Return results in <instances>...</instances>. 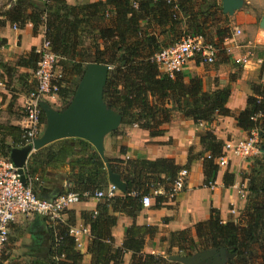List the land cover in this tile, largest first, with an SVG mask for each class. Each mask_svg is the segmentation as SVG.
I'll return each instance as SVG.
<instances>
[{
	"label": "trees",
	"instance_id": "16d2710c",
	"mask_svg": "<svg viewBox=\"0 0 264 264\" xmlns=\"http://www.w3.org/2000/svg\"><path fill=\"white\" fill-rule=\"evenodd\" d=\"M218 1L104 0L69 6L65 0H16L0 17L17 28L29 24L34 32L44 27V40L61 58L60 78L55 79L60 105H66L73 96L87 64H104L110 67L104 102L123 117L125 124H135L155 138L165 133L163 126L170 122L175 111L196 123H210L217 116L233 117L236 126L247 134L258 131L262 148L264 86L254 89L245 109L235 114L226 107L229 86L203 91L201 79L185 82L181 73L171 78L162 74L153 61L156 54L186 36L201 37L223 52L224 41L231 38V28L227 19L222 20ZM1 44L0 41V47ZM38 61L39 54L33 49L20 57L16 66L35 71ZM74 78L76 81L71 82ZM41 122L44 123L42 112ZM22 135L20 128L0 125V159H8L12 146L24 145ZM75 139L79 150L71 147L68 151L79 152L85 171L71 188L61 190L57 197L75 193L82 201L87 200L86 195L104 190L108 186L106 164L120 176L127 189L120 197L102 199L103 204L95 212L81 214L89 228L90 264H123L126 252H131L130 264H181L170 261V254L189 257L222 248L234 254L227 264H264V162L255 161L245 176L248 178L246 206L237 220L223 223L217 211L212 210L206 221L194 226V236L191 230L170 233L167 253L153 255L144 252L143 235L150 234V228H128L122 247H113L111 228L116 222L113 214H134L141 207L140 197L152 191L155 183L170 187L180 167L168 159L103 161L90 143ZM200 143L211 156L203 159L204 174L209 181L217 170L215 159L223 155L222 143L210 131L200 137ZM38 155L39 151L32 155L25 169V185H31L37 197L42 191L38 169L53 160L48 155L39 162ZM73 226L71 216L63 223L56 221L49 230V250L39 257L45 261L40 264H82V253L76 249V240L70 234Z\"/></svg>",
	"mask_w": 264,
	"mask_h": 264
},
{
	"label": "crops",
	"instance_id": "0c3cea01",
	"mask_svg": "<svg viewBox=\"0 0 264 264\" xmlns=\"http://www.w3.org/2000/svg\"><path fill=\"white\" fill-rule=\"evenodd\" d=\"M65 1L67 5L74 6L104 0ZM218 4L221 7V0ZM256 13L261 15L258 20ZM263 15L264 0H244L243 7L233 16L223 14L222 20L227 19L228 26L231 28V38L223 43L224 51L217 53L212 66L208 67L198 57H193L180 72L185 82L189 79H201L203 91L211 92L229 86L231 92L226 107L235 114L245 109L248 97L254 95V89L264 86V31L259 27ZM11 27L12 24L0 17V41L2 42L0 47V125L17 127L23 131L26 124L23 106L30 93L36 90V81L32 69L17 67L16 62L33 49L36 53L38 52L44 41V27L38 28L35 32L29 24L17 30H12ZM250 53L252 56H249ZM239 59H246V61L237 63ZM45 101L54 109H57L54 105L60 103L58 99ZM163 129L165 133L162 136L152 138L147 131L140 129L137 125L124 122L116 131L104 138L105 160L168 159L180 167V170L188 171L184 189L174 198L167 196L169 185L155 183L151 186L154 190L146 194L151 198L150 208L140 207L131 215L113 214L116 218L111 228L114 248L122 247L124 233L128 228H150L151 233L143 235L144 252L165 255L169 248L170 233L191 230L194 236V226L206 221L212 210L217 211L220 220L225 223L237 220L245 209L248 185V178L245 176L249 175L255 161L264 162V152H260L250 160H241L228 154L227 164L217 166L215 174L209 181L203 170V159L209 154L200 143V137L205 132L210 131L222 143L223 154L225 143L248 137L246 132L236 126L233 117L217 116L210 123H196L175 111L172 112L170 122L165 124ZM76 140L74 138L55 141L38 150L39 162L44 161L48 155L53 156V160L38 169L39 184L42 186L39 199L53 200L61 190L71 188L74 181L84 173L85 168L79 152L72 154L68 151L71 147L79 150L77 148L79 142ZM9 142L10 139H7V143ZM14 147L19 146H12ZM38 151H33L27 157L24 173L32 155ZM106 178L109 186L107 174ZM163 178L160 176V179ZM29 187L31 188V185ZM122 195L123 193L119 191L116 196ZM102 204V200H82L63 211L58 218L50 220H47L46 216L33 213L18 215L9 225L8 241L14 238L15 241L8 255H3L6 258L3 264L13 262L40 264L45 261L44 258L39 257H44L49 250L51 244L49 230L56 221L63 223L69 216L74 222L72 229L78 232L76 249L82 253V264H90L91 256L87 252L90 240L89 228L83 222L81 214L95 212ZM68 212L71 214L68 215ZM112 213L110 211V214ZM17 253L20 255L15 257ZM122 261L123 264H130L131 252L124 253Z\"/></svg>",
	"mask_w": 264,
	"mask_h": 264
},
{
	"label": "built area",
	"instance_id": "2783aa9c",
	"mask_svg": "<svg viewBox=\"0 0 264 264\" xmlns=\"http://www.w3.org/2000/svg\"><path fill=\"white\" fill-rule=\"evenodd\" d=\"M11 28L17 30L16 25H12ZM37 53L39 54V61L34 71L36 90L30 93L23 106L26 122L23 130L24 146L31 144L42 132L43 123L41 122L39 102L57 99L59 91L55 79L60 78L59 63L61 58L51 51L49 42L45 40ZM217 53L218 49L211 43L205 42L201 37L186 36L175 45L156 54L153 61L162 74L172 78L176 73L182 71L191 58L198 57L202 63L211 65L215 62ZM249 56H252V53ZM245 61L246 59H239L237 63H245ZM57 69L59 71H56ZM259 142V133L257 130H253L243 140L225 143L224 154L215 159L216 165L225 166L228 154L241 160L254 158L261 152ZM206 158L211 159V156L208 154ZM187 178L188 171L186 169L180 170L167 191V196L174 198L178 195L184 189ZM25 184L21 183L17 169L10 160L0 159V264H3L5 246L9 238V225L18 215L33 213L56 219L63 211L81 201L75 193H66L49 201L42 200ZM118 192L119 190L110 184L105 190L96 191L93 195H86L85 197L87 200H109L114 198ZM140 204L142 208H150L152 205L151 198L148 195L141 196ZM232 213L234 212L232 211ZM77 233L73 229L70 231L75 240Z\"/></svg>",
	"mask_w": 264,
	"mask_h": 264
},
{
	"label": "water",
	"instance_id": "95a60500",
	"mask_svg": "<svg viewBox=\"0 0 264 264\" xmlns=\"http://www.w3.org/2000/svg\"><path fill=\"white\" fill-rule=\"evenodd\" d=\"M243 5L244 0H221L222 13L230 17ZM259 27L264 31V15ZM109 71L110 67L104 64H87L73 96L62 109H54L45 100L39 102L44 116L41 134L29 145L12 148L8 157L17 169L22 184L26 183L24 167L27 157L33 151H38L55 141L72 138L83 139L90 143L101 159L105 161L104 138L124 123L123 117L109 108L103 99ZM261 152H264V147ZM106 168L109 183L121 193H126V184L120 179V176L112 172L107 164ZM168 258L170 261L181 264H227L234 258V254L222 248L200 251L189 257L171 255Z\"/></svg>",
	"mask_w": 264,
	"mask_h": 264
},
{
	"label": "rangeland",
	"instance_id": "374dc122",
	"mask_svg": "<svg viewBox=\"0 0 264 264\" xmlns=\"http://www.w3.org/2000/svg\"><path fill=\"white\" fill-rule=\"evenodd\" d=\"M12 2H13L12 0H0V13L4 12L7 8H9L8 6L11 5ZM260 16H261L260 13H256L257 20L259 19ZM212 65L213 64L208 65V67L212 66ZM59 70L57 69L56 71H59ZM67 78H69V77H67ZM70 81L74 82V81H76V78H74L73 80H70ZM65 85H67V84H65ZM54 106L57 109H62L63 107H65L64 105H60V103L56 104ZM13 241H15V238H14V240L8 241V244L5 247L6 249L4 251V255H8V253L11 251L12 247H14ZM16 242L18 243V241H16ZM19 255H20V253H17V254H15V257H18Z\"/></svg>",
	"mask_w": 264,
	"mask_h": 264
}]
</instances>
